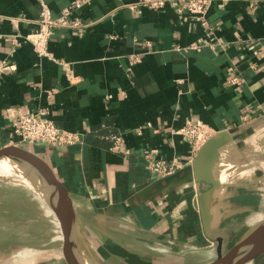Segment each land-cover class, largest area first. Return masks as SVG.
Wrapping results in <instances>:
<instances>
[{
  "label": "crops",
  "instance_id": "1",
  "mask_svg": "<svg viewBox=\"0 0 264 264\" xmlns=\"http://www.w3.org/2000/svg\"><path fill=\"white\" fill-rule=\"evenodd\" d=\"M42 1L56 18L75 0H0V162L34 163L54 175L99 264H210L218 246L227 253L243 240L250 245L264 226V159L242 144L264 134V0H215L213 29L172 4L134 10L139 0H92L72 14L85 26L54 29L51 56L41 58L29 43L15 46L13 35L37 28ZM197 42L206 46L189 49ZM61 62L71 65L73 82ZM232 77L239 82L228 84ZM39 109L82 143L12 141L8 112ZM198 120L227 140L212 172L218 184L183 178L156 187L165 177L148 167L147 152L192 165V145L173 132ZM110 132L125 136L129 154L110 149ZM11 179L0 183L33 189ZM19 195L0 188V264H77L52 210ZM45 217L47 240L36 223ZM24 236L32 241H15Z\"/></svg>",
  "mask_w": 264,
  "mask_h": 264
},
{
  "label": "built area",
  "instance_id": "2",
  "mask_svg": "<svg viewBox=\"0 0 264 264\" xmlns=\"http://www.w3.org/2000/svg\"><path fill=\"white\" fill-rule=\"evenodd\" d=\"M215 0H139L137 3L131 4L132 9L147 7L152 10H161L168 4L175 6L177 12L181 15L193 16L203 26L211 27L208 21V14ZM92 0H75L70 6L63 9L59 17H53L48 4L41 2L40 17L36 21L37 28L27 34L20 33L13 35V44L20 46L22 42L29 43L33 47L36 54L43 57H50L49 42L56 28L78 29L85 26L80 18H73L72 14L75 10L82 9L86 4H90ZM213 29V27H211ZM209 46H212L208 44ZM206 44L197 42L192 44L189 49L201 50ZM134 62L139 57L132 58ZM66 76L70 82L76 78L74 70L68 62H61ZM5 65L0 63V74L3 73ZM228 84H237L238 77H232ZM8 118L12 119L11 140H19L21 143L43 144L49 146H71L82 143L81 134L79 132L66 130L58 127L55 122L48 116L44 109L35 112L25 113L22 110L8 112ZM247 119V118H245ZM174 135H180L184 140L189 142L193 147L194 156L197 155L202 146L213 136L212 129L201 120L187 121L179 130L173 132ZM104 138L111 142L110 149L114 152L129 154L130 150L126 147V138L121 133L110 132L104 135ZM157 151H149L146 154L148 167L157 171L162 177H167L176 173L181 167L173 161H167L162 158L155 157Z\"/></svg>",
  "mask_w": 264,
  "mask_h": 264
},
{
  "label": "water",
  "instance_id": "3",
  "mask_svg": "<svg viewBox=\"0 0 264 264\" xmlns=\"http://www.w3.org/2000/svg\"><path fill=\"white\" fill-rule=\"evenodd\" d=\"M261 142L264 143V137ZM226 143L227 140L223 133L212 136L199 150L192 165L160 180L156 187L183 178H187L190 181L195 180L196 182L205 181L216 186L218 182L212 172L222 160L220 151ZM245 149V152L257 154L264 159V152H258L252 147ZM15 176L29 179L38 187L42 193L43 200L59 220L65 243L77 264H99L89 248L82 231L79 229L77 215L69 194L54 175L48 169L34 163L0 162V179H9ZM206 195V193L200 195L199 204L205 228L207 229L210 226V215L206 205ZM247 240L239 242L227 253L223 252L222 246H218L219 255L210 264H247L253 260L264 252V226L254 235L250 245L246 243Z\"/></svg>",
  "mask_w": 264,
  "mask_h": 264
},
{
  "label": "rangeland",
  "instance_id": "4",
  "mask_svg": "<svg viewBox=\"0 0 264 264\" xmlns=\"http://www.w3.org/2000/svg\"><path fill=\"white\" fill-rule=\"evenodd\" d=\"M251 135L252 136H249L247 138V142H243L242 146H248L249 145V146L255 147L257 149V151H259V152H264V143L261 142L262 138L264 137V134L262 136L255 135V134H251ZM0 188L2 190H4V192L5 191L9 192V193L10 192H17L18 194H20L19 196H21L23 199H26L27 203H29V206H31L32 203H34V202H36V200H38L40 202H44L45 208L50 209V207L45 203V201L43 200V198L39 194L35 193L32 190L26 189L25 187L12 186V185H9V182H4V183H0ZM18 201H20V200H18ZM54 216L56 217V215H54ZM36 223L40 224V226H38V228L40 229L39 233L44 236V240L49 239V237L51 235L53 236L52 231H50L51 230L50 228L52 226L50 224V219H47V217H45L44 221L40 219L39 222H36ZM42 224H44V225H42ZM32 233L35 234L36 232H31V234ZM60 239H61L60 240L61 243H65L62 229H61V238ZM15 241L19 242L21 244L22 242H28V241L31 242L32 239L31 238L27 239L24 236V237H16Z\"/></svg>",
  "mask_w": 264,
  "mask_h": 264
},
{
  "label": "bare ground",
  "instance_id": "5",
  "mask_svg": "<svg viewBox=\"0 0 264 264\" xmlns=\"http://www.w3.org/2000/svg\"><path fill=\"white\" fill-rule=\"evenodd\" d=\"M11 180H20V181H23L26 184L31 185L33 187V189L32 188H28V187H25V188L34 191L35 193L39 194L43 198L42 193L40 192V190L38 189V187L33 182H31L29 179H26V178L24 179V178H22L20 176H15V177H12ZM9 185L19 186V185H13V184H9ZM18 257L19 258L27 257L26 252L20 253Z\"/></svg>",
  "mask_w": 264,
  "mask_h": 264
},
{
  "label": "flooded vegetation",
  "instance_id": "6",
  "mask_svg": "<svg viewBox=\"0 0 264 264\" xmlns=\"http://www.w3.org/2000/svg\"><path fill=\"white\" fill-rule=\"evenodd\" d=\"M253 260L255 264H264V252L256 256Z\"/></svg>",
  "mask_w": 264,
  "mask_h": 264
}]
</instances>
